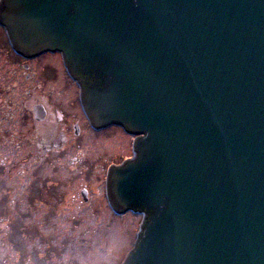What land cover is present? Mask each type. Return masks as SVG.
Wrapping results in <instances>:
<instances>
[{
    "label": "water",
    "instance_id": "1",
    "mask_svg": "<svg viewBox=\"0 0 264 264\" xmlns=\"http://www.w3.org/2000/svg\"><path fill=\"white\" fill-rule=\"evenodd\" d=\"M0 25L135 136L106 179L140 214L120 264H264V0H0Z\"/></svg>",
    "mask_w": 264,
    "mask_h": 264
},
{
    "label": "rangeland",
    "instance_id": "2",
    "mask_svg": "<svg viewBox=\"0 0 264 264\" xmlns=\"http://www.w3.org/2000/svg\"><path fill=\"white\" fill-rule=\"evenodd\" d=\"M81 109L59 54L22 59L0 25V264H120L130 246L140 214H115L105 193L132 135L95 130Z\"/></svg>",
    "mask_w": 264,
    "mask_h": 264
},
{
    "label": "bare ground",
    "instance_id": "3",
    "mask_svg": "<svg viewBox=\"0 0 264 264\" xmlns=\"http://www.w3.org/2000/svg\"><path fill=\"white\" fill-rule=\"evenodd\" d=\"M106 129V128H105Z\"/></svg>",
    "mask_w": 264,
    "mask_h": 264
}]
</instances>
